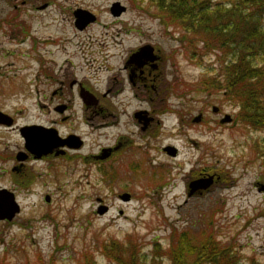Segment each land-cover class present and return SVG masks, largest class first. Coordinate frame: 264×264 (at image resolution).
I'll list each match as a JSON object with an SVG mask.
<instances>
[{
	"label": "rangeland",
	"instance_id": "1",
	"mask_svg": "<svg viewBox=\"0 0 264 264\" xmlns=\"http://www.w3.org/2000/svg\"><path fill=\"white\" fill-rule=\"evenodd\" d=\"M6 1L0 0V111L13 124H0V188L14 192L20 211L0 221V264H171L173 232L186 229L228 247L234 264L264 263V127L237 118V104L210 82L219 77L223 52L204 51L199 37L183 34L153 0H54L42 11L26 5L20 15L25 26L30 21V38L1 22L17 13ZM117 1L126 10L114 16L110 7ZM77 8L95 21L78 29ZM148 43L166 58L157 136L138 133L131 113L151 103L128 91L108 102L120 114L118 126L99 131L68 119L56 128L61 136L80 134L81 148L16 159L25 150L19 128L48 126L58 117L49 98L55 86L36 78L34 46L56 61L58 77L66 68L103 92L126 53ZM225 114L231 121H221ZM118 136L127 143L115 155L105 162L93 158ZM165 145L177 154L163 151ZM210 175L207 190L187 196L190 180ZM124 192L128 201L118 198ZM97 199L109 206L102 215Z\"/></svg>",
	"mask_w": 264,
	"mask_h": 264
},
{
	"label": "trees",
	"instance_id": "2",
	"mask_svg": "<svg viewBox=\"0 0 264 264\" xmlns=\"http://www.w3.org/2000/svg\"><path fill=\"white\" fill-rule=\"evenodd\" d=\"M153 1L183 34L199 37L204 51L223 52L219 77L210 82L237 104V118L264 127V0ZM173 234L171 264H234L229 248L216 241L198 240L187 229Z\"/></svg>",
	"mask_w": 264,
	"mask_h": 264
},
{
	"label": "flooded vegetation",
	"instance_id": "3",
	"mask_svg": "<svg viewBox=\"0 0 264 264\" xmlns=\"http://www.w3.org/2000/svg\"><path fill=\"white\" fill-rule=\"evenodd\" d=\"M6 2L9 3V5L11 3L12 9L16 10L18 14L8 13V15H3L1 16V22L12 26L11 31H13V33L22 34L26 36L28 35V37L30 38V31L28 29V26H30V21L28 20V26H25L27 21L23 20V16L20 15V11L22 10V8L28 5L30 10L32 9L34 11H42L50 7L55 1L7 0ZM46 40L47 41L45 43L50 42L49 38ZM141 46L131 48L126 53V55L123 57L122 65L118 67L117 74L114 72L107 77V87L103 92H99L91 88L90 86L86 85L82 80L75 78L74 75L70 76L66 68H64L65 70L58 77L56 75L55 68L56 61L52 58H42L41 52L38 51V48L36 46H34L33 48L37 51L36 59L38 62L36 78L39 82L47 81L49 85L55 86L50 92L49 98L54 103L52 108L54 113L57 114L58 117L53 119L48 125V127L56 128V125L60 122L66 121L68 119L76 120V118H80V122L90 125L92 129L99 131L107 130L113 126H118L120 124L118 117L120 114L118 115L113 110H110L108 102L111 100L110 98H115L116 100H119L120 97H122V94H124V92L131 91L132 99H138L139 101L151 103L148 108H138L132 111L131 122H133L137 126L139 134H144L147 137L157 136V133L160 132V128L163 124L160 117L162 112L159 110L161 109L159 107L161 102H163L166 98V96L164 95L165 88L163 78V67L166 58L165 56H163L160 49L154 46L147 56L139 55L137 53L140 50ZM51 63L54 64L52 71L50 67ZM87 93H91L93 96H89ZM86 97L87 101L84 99ZM214 112L220 114V108L217 107ZM95 120L96 122H94ZM200 120H202V113L200 114V118L198 121ZM126 123L125 125H127ZM70 134L77 135L79 139L82 140V144L79 147L81 148L84 143V140L82 139L81 135L75 131H70L67 132L65 136ZM122 139V136H118L113 146L101 147L99 150V154L94 155L93 158L96 159L95 157L101 154L103 148H111V150L108 151V156L104 159H100L102 162L109 160L113 155H115V153L119 151V149L124 144L127 143V140ZM167 146L175 148V154L173 155L175 156L177 154V148L173 145H165L162 149L166 153H168V151L165 149V147ZM57 150L59 149H54L49 154L56 156ZM70 150L76 149L73 147L66 146L64 147V152L60 154L62 155ZM29 157L31 156L29 155L28 158ZM204 173L205 172H199L197 173V175L202 176V174ZM194 179L196 178H193V180ZM191 181L192 180H190L189 182ZM188 184L187 196L189 192ZM202 192L196 190L195 193H193L191 196H194L195 194H201ZM118 198L121 199L120 194L118 195ZM97 201L98 205H103V201L101 199H97Z\"/></svg>",
	"mask_w": 264,
	"mask_h": 264
},
{
	"label": "water",
	"instance_id": "4",
	"mask_svg": "<svg viewBox=\"0 0 264 264\" xmlns=\"http://www.w3.org/2000/svg\"><path fill=\"white\" fill-rule=\"evenodd\" d=\"M126 10V7L121 5L120 2H114L110 11L112 15L119 16ZM75 25L77 28H83L88 23L95 21L96 16L84 9L77 8L74 10ZM153 49L151 44H144L140 47L137 54L147 56ZM89 96H93L91 93H87ZM87 95V96H88ZM87 101V97L84 98ZM217 107H213L215 111ZM200 115L195 117V121H198ZM231 116L225 114L221 119L222 122L231 121ZM0 124L11 126L13 124V118L8 114L0 111ZM19 133L24 140V151H19L16 154V159L18 161H25L29 154L33 158H40L43 155L51 153L54 149H59L56 151V155L64 152V147L78 148L82 144V140L79 139L77 135L70 134L65 137L61 136L58 130L54 127L43 126L39 124L24 125L19 128ZM169 154H175V148L171 146L165 147ZM111 148H103L101 154L97 156L99 159H104L108 156ZM106 151V152H105ZM213 183V176L201 177L189 182V192L188 196L195 193L196 190H207L209 186ZM122 200H128L130 198L129 193H122L120 195ZM48 200V196L46 197ZM20 211V206L15 198L13 191L6 188H0V221L2 220H12L16 214ZM108 211L107 205H99L97 208L98 214H104Z\"/></svg>",
	"mask_w": 264,
	"mask_h": 264
}]
</instances>
